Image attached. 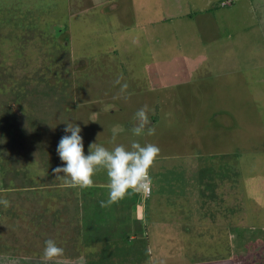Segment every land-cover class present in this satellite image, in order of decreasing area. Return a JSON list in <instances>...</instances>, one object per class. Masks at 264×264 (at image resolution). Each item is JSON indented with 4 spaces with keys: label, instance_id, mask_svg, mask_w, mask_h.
<instances>
[{
    "label": "rangeland",
    "instance_id": "obj_1",
    "mask_svg": "<svg viewBox=\"0 0 264 264\" xmlns=\"http://www.w3.org/2000/svg\"><path fill=\"white\" fill-rule=\"evenodd\" d=\"M231 1L221 7V0H42L43 28L33 30L16 26L17 5L31 6L26 0H0V199L11 203L7 209L0 205V264L86 263L91 248L81 244V224L90 217L91 204L99 202L80 188H63L53 175L64 166L57 146L68 122L82 129L85 155L91 143L113 148V136L126 147L137 140L160 148L161 165L152 177L157 187L146 203L156 218L153 232L138 209L133 213L140 225L133 227L132 240L151 242L147 256L171 242L176 229L177 237L192 244V257L213 253L211 246L223 243L230 227L231 242L245 243L240 264H260L264 0ZM30 49L44 55L38 61L23 58ZM20 60L41 66L44 75L33 79L21 72ZM48 65L58 70L57 82ZM118 75L129 85L126 98L114 83ZM144 106L156 134L135 137L134 116ZM201 160L220 163L226 173L211 179L206 171L196 185L189 169ZM94 179L108 181L105 172ZM76 195L84 208L74 201ZM119 205L101 215L110 223L103 230L106 240L111 229L132 232L123 231L117 219L126 217L130 226L132 205ZM48 239L64 249L63 257L42 259ZM222 247L218 252L224 255ZM138 264L157 262L146 257Z\"/></svg>",
    "mask_w": 264,
    "mask_h": 264
},
{
    "label": "clouds",
    "instance_id": "obj_2",
    "mask_svg": "<svg viewBox=\"0 0 264 264\" xmlns=\"http://www.w3.org/2000/svg\"><path fill=\"white\" fill-rule=\"evenodd\" d=\"M229 1L231 0L224 1L222 7H227L225 4ZM231 5L232 3L228 6ZM122 80V75H118L114 83L121 85L120 95L126 98L129 85L126 82L121 84ZM148 113L147 106L135 113L136 123L131 128L133 136L156 134V128L151 126ZM64 131L66 134L61 137L57 146V154L64 166L53 169V175L63 181V186L89 189L95 186L94 177L100 172H105L109 191L108 199L100 201L101 208H109L132 194L151 190V171L160 157V148L156 144L147 143L142 146L140 142L133 140L126 147L123 144H115L116 137L113 136V148L108 149L95 142L89 145L88 154L85 155L82 129L77 124L68 122ZM0 205L6 209L11 207L7 199H0ZM63 255L64 249L54 240L45 241L43 260L53 261Z\"/></svg>",
    "mask_w": 264,
    "mask_h": 264
},
{
    "label": "trees",
    "instance_id": "obj_3",
    "mask_svg": "<svg viewBox=\"0 0 264 264\" xmlns=\"http://www.w3.org/2000/svg\"><path fill=\"white\" fill-rule=\"evenodd\" d=\"M26 2L29 3L31 6H27L25 4H22V5L15 4L18 6V10L20 11V12H16V13L21 14V17L18 16L16 18L17 19L16 20L17 21L16 26L22 27V29H24L23 27H31L33 30L35 28H39L41 30V28H43V27L39 26V23L41 22L42 19H44V17L42 16L44 14V8H43L44 4L41 3L42 0L40 2H35V4L32 3V0H26ZM46 3H48V2H46ZM223 3H224V0H221V3H220L221 7H222ZM57 30H58V32H62L61 29L60 30L57 29ZM26 32L27 31H24V33H26ZM45 32H49V31L47 30ZM58 50L62 51L63 49H58ZM22 54L24 55L23 58L35 59L37 61L39 58H41L44 55V53H39L38 55H36V52L34 49H30V51H23ZM22 54H21V56H22ZM59 61L62 63L61 67H64L65 62L63 61V59H59ZM20 63H24V65L21 67V72H23V73L26 72V74H29L33 79L37 78L36 74L39 75V73H41L42 75H44L43 74L44 70L42 71L41 66H39V68H38V66H33V65L29 66V63L27 61H21V60H20ZM48 66H49L48 68H50V77L51 78L54 77L55 81L57 82L56 73L58 72V70H56V68L52 65H48ZM24 78L27 79V77H25V76H24ZM61 82H62V80H61ZM24 94H25V92H22V98H23V96H25ZM157 108L159 109V105L156 106V109ZM158 115H159V113L156 112L155 117L157 118ZM157 164L158 163H156V165ZM220 167H221V164L218 162L215 164H212V161L210 162L209 160L208 161H204V160L202 161L201 160L199 162L198 167L193 166L191 169H189V171L191 170L190 172H192V174H193V179L195 181V184L198 185L199 181L201 179H205V172L206 171L207 172L209 171L208 173H211V176H212L211 179L215 178V176H217L219 174L226 173L225 168H220ZM8 168H10V167H8ZM153 170L157 171V170H155V167L152 169V171H151L152 177L154 174ZM3 171H4L3 169L0 170L1 175H2ZM215 172H216V174H214ZM208 180H210V179H208ZM231 182L233 183L234 180L231 179ZM95 184H97V183L95 182ZM155 184L156 183L154 180L152 186L155 187L156 186ZM200 187L202 188V185H200ZM82 191L87 192V194H92V195H97V196H98V194H100V190L98 189V187H92L89 189H82ZM143 195H144V193H143ZM152 195H153V192H152V188H151V194L149 197L146 198V202L149 200V198L151 199ZM97 196H96V198H97ZM129 207H130V205H129ZM196 211H198V210H196ZM198 212H200V211H198ZM146 213H147L146 219L148 221L147 226H149V228H150L148 230H151V233H152L153 227L155 224L154 223L155 221L153 219L154 217H151V213L148 210V208H146ZM213 213L215 215H219V218H220L221 213H219L218 211H213ZM101 215H102V213L95 211V215L87 217L83 221V223H82L83 225L80 223L82 226L81 244L82 243H84L85 245L88 244V247H86V250L89 247L91 248L89 253L86 252V258L85 259H87V260L85 261L86 263H84V264H135V263L138 264L140 262V258L142 259L143 262H145L144 257L145 258L147 257L148 248L150 247V245L148 244L149 242L144 244V245L142 244L143 245V251L139 252L138 250H139V247L141 249V243H139V245H137L136 241L133 242L132 236H131L132 234L122 235L120 228H117V229L115 228V230L114 229L109 230L110 238L106 240V238L103 237V230H105V226L110 225V223H107L104 220V218L101 217ZM111 215L112 214L109 215V218H111ZM225 216H228V215H225ZM226 218H228V217H226ZM117 219H118V222L121 224L122 223L124 224L125 220H126L125 218L120 219V217H118V216H117ZM151 219H153V220H151ZM145 226H146V222H145ZM89 227L91 228L90 232L88 229ZM124 227H125V225H124ZM234 227H236V225ZM127 229L128 228L126 227V229L124 231L126 232ZM229 229H230V227H228V230L224 229V231H225L224 238L225 239H224L223 243H220L221 245L219 244L218 247L211 246L214 254L210 253V254L203 255V256H201V255L197 256L194 259V262L201 260L203 263L206 262L207 264H213L214 262H217L220 260H232V259H235V256L237 257V255H239V253L242 250H246V247L244 245L245 243L231 242L230 236H229ZM148 230L146 232L147 234H146L145 240H147L149 238ZM119 231H120V236L118 234ZM133 234L135 235L136 231ZM239 234H240V236L242 235V233H240V232H239ZM222 245H224V247H222V248L227 250V252L224 255L221 252H220L221 254H219V252H218L219 248ZM214 251H216V252H214ZM215 253L217 255H215ZM213 255H215V258H211ZM256 260L260 264H263V262H264V259H260L257 257H256ZM58 262H60V261H58ZM44 264H47V263L45 262ZM54 264H56V263H54Z\"/></svg>",
    "mask_w": 264,
    "mask_h": 264
},
{
    "label": "crops",
    "instance_id": "obj_4",
    "mask_svg": "<svg viewBox=\"0 0 264 264\" xmlns=\"http://www.w3.org/2000/svg\"><path fill=\"white\" fill-rule=\"evenodd\" d=\"M158 164L161 165V163H158ZM96 183H97L96 187H98V189L100 190V194H98V196L97 195H93V196L89 195V196L91 198H93L94 200H97L99 203L96 202L95 204H91L92 205V209H91V212H90L91 213L90 216L95 215V211H98V212H100L102 214L110 213V209L109 208H104L103 210H99V209L96 208L98 205H100V201L108 199V191H109L108 188H107L108 181H102V182L98 181ZM30 186L31 185H28V187H30ZM30 188H32V187H30ZM63 188H68V187L63 186ZM67 191H70V189H67L66 193H67ZM75 192H76V190L74 189L73 193H75ZM96 196H97V198H96ZM143 197H144L143 193L142 194H132V195L126 197L125 199L121 200L119 203H116V204L112 205L113 208H117L116 205H118V204H121V205H119V207L122 206V205H126V204L132 205L131 206L132 207V211H131L130 215L128 216V218L131 219V225L130 226L126 225V224H128V222H125L126 224L122 223L123 226L125 225V228L127 227L129 229H132V232L129 233V234H132L131 235L132 238L135 237V235L133 233L135 231H137V230H134L133 227H138L140 225V223H137L138 221H136V218L134 217V214H133L135 208L140 211V216H141L140 220L143 221V222L146 221V214H147L146 213V208L148 206L146 205V203H147L146 202V198H143ZM81 200L82 199L79 198L78 195H76V197H74V201H77L79 206L81 208H84V206L81 203ZM84 201H85V199L83 200V202ZM143 201H144V203H143ZM64 202L67 203V200L65 199ZM143 207H144V209H142ZM93 208H96V209L94 210ZM78 210H81V209L78 208ZM124 218L126 219V217H124ZM153 219H156V218L154 217ZM155 225L156 224H154L153 230L155 229ZM159 227L162 228L163 230L165 229V227H162V226H159ZM178 233H179V229H176V231H174V233L172 234L171 242L170 241L163 242L162 244L158 245L157 247H154V252L151 255H148L147 257H150L151 261L157 262V264H181V261L177 260L178 257L180 258V260H182L184 262L183 264H185V261H188L189 264H207L206 262L203 263L201 260L197 261V262H194V259L197 256L194 255V257H192V254L190 255V252H189L192 249V244H190L188 241L185 242L184 239H181L182 237H180V236L177 237ZM132 241L134 242L135 239H133ZM148 242H149V245H151V242L150 241H148ZM137 245H139V243ZM170 247H172V251L173 252L172 251L168 252L166 250V248H170ZM140 251H141V249H140ZM240 259H242V258H241V254L239 253V255H237V257L235 256V259H232V260H229V261H232L234 264H237L239 262V264H240ZM144 261H145V258H144ZM222 261H226V260H220V261H218V263H221ZM143 263H145V262H143ZM249 264H253L252 260H249Z\"/></svg>",
    "mask_w": 264,
    "mask_h": 264
},
{
    "label": "built area",
    "instance_id": "obj_5",
    "mask_svg": "<svg viewBox=\"0 0 264 264\" xmlns=\"http://www.w3.org/2000/svg\"><path fill=\"white\" fill-rule=\"evenodd\" d=\"M150 194H151V190L149 192L144 193V196L147 198L150 196Z\"/></svg>",
    "mask_w": 264,
    "mask_h": 264
}]
</instances>
